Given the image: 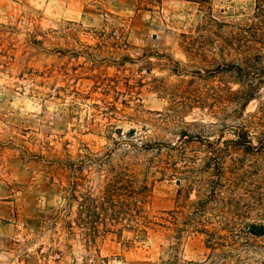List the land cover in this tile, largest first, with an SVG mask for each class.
Returning <instances> with one entry per match:
<instances>
[{
    "label": "rangeland",
    "instance_id": "1",
    "mask_svg": "<svg viewBox=\"0 0 264 264\" xmlns=\"http://www.w3.org/2000/svg\"><path fill=\"white\" fill-rule=\"evenodd\" d=\"M253 8L0 0V264H264Z\"/></svg>",
    "mask_w": 264,
    "mask_h": 264
},
{
    "label": "trees",
    "instance_id": "2",
    "mask_svg": "<svg viewBox=\"0 0 264 264\" xmlns=\"http://www.w3.org/2000/svg\"><path fill=\"white\" fill-rule=\"evenodd\" d=\"M189 3H193V4H199V5H203L205 3H207V1L209 0H183ZM253 2L254 8V16L257 19V22L259 24H264L263 22L259 21L260 18H264V0H251Z\"/></svg>",
    "mask_w": 264,
    "mask_h": 264
}]
</instances>
